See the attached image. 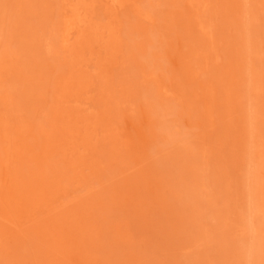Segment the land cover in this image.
Returning a JSON list of instances; mask_svg holds the SVG:
<instances>
[{
    "label": "rangeland",
    "instance_id": "obj_1",
    "mask_svg": "<svg viewBox=\"0 0 264 264\" xmlns=\"http://www.w3.org/2000/svg\"><path fill=\"white\" fill-rule=\"evenodd\" d=\"M119 1L0 0V264H264V0Z\"/></svg>",
    "mask_w": 264,
    "mask_h": 264
},
{
    "label": "bare ground",
    "instance_id": "obj_2",
    "mask_svg": "<svg viewBox=\"0 0 264 264\" xmlns=\"http://www.w3.org/2000/svg\"><path fill=\"white\" fill-rule=\"evenodd\" d=\"M32 1V0H31ZM52 1V0H51ZM124 1V0H123ZM128 1V0H127ZM118 2L120 3V1L118 0ZM117 2V3H118ZM51 4V3H50ZM121 4H122V2H121ZM50 6V5H49ZM46 12V11H45ZM177 12V11H176ZM46 14V13H45ZM43 15V14H42ZM164 19V18H163ZM43 26H45V25H43ZM70 26V25H69ZM110 29V28H109ZM101 30V29H100ZM107 31V30H106ZM97 34V33H96ZM109 34V33H108ZM25 36V35H24ZM112 37V36H111ZM100 38V37H99ZM89 40V39H88ZM100 41V40H99ZM117 41V40H116ZM175 42V41H174ZM176 43V42H175ZM102 46V45H101ZM107 49V48H106ZM112 49V48H111ZM127 49V48H126ZM108 52V51H107ZM103 60V59H102ZM6 63V62H5ZM110 63V62H109ZM98 69V68H97ZM26 78V77H25ZM27 88V87H26ZM254 95V94H253ZM37 97V96H36ZM37 101V100H36ZM225 108V107H224ZM45 119V118H44ZM89 148V147H88ZM93 149V148H92Z\"/></svg>",
    "mask_w": 264,
    "mask_h": 264
}]
</instances>
